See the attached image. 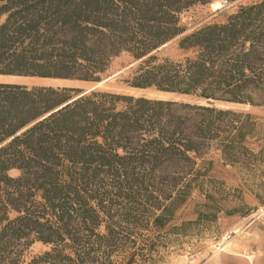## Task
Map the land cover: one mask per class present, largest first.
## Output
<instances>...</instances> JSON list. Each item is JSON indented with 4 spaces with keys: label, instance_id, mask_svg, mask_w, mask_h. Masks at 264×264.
Wrapping results in <instances>:
<instances>
[{
    "label": "trees",
    "instance_id": "obj_1",
    "mask_svg": "<svg viewBox=\"0 0 264 264\" xmlns=\"http://www.w3.org/2000/svg\"><path fill=\"white\" fill-rule=\"evenodd\" d=\"M217 1L233 12L160 56L183 13ZM0 2V76L101 83L127 53L128 87L193 101L0 82V264L35 244L28 264H159L189 194L224 185L207 156L257 159L263 118L226 105L264 108V0Z\"/></svg>",
    "mask_w": 264,
    "mask_h": 264
},
{
    "label": "rangeland",
    "instance_id": "obj_2",
    "mask_svg": "<svg viewBox=\"0 0 264 264\" xmlns=\"http://www.w3.org/2000/svg\"><path fill=\"white\" fill-rule=\"evenodd\" d=\"M3 4L0 2V7ZM211 5L197 6L181 15V25L187 29V32L161 49V57L176 60L182 58L184 54L177 49V43L184 36L207 24L223 22L226 15L234 10V5L222 4L223 10L218 12L221 8L213 9ZM5 19L6 15H3L0 22ZM134 66V59L129 54L122 53L112 61L101 85L82 82L43 85V80L27 85L93 89L161 99L152 95L156 92L153 90H139L143 93L132 94L133 89L128 87L125 81L129 79ZM11 81L0 79V82ZM170 99L192 101L187 97L166 98V100ZM216 105L225 107L221 104ZM226 107L261 117L263 118L261 123H264V108L240 105H226ZM258 133L264 135V127H261ZM247 147L257 156L250 167L224 166L223 161L220 160V153L217 152L207 156V160L216 162L217 180L224 185L203 192L195 190L189 194L186 203L177 212L170 226L181 228L183 223H191L186 227L188 233L185 236L175 232L168 237V247L162 251L163 259L159 264H264V163L262 162L264 160L259 156L264 148V138L260 142L257 139L248 140ZM18 175L16 171L10 173L12 177ZM46 251V247L35 244L25 253V264Z\"/></svg>",
    "mask_w": 264,
    "mask_h": 264
},
{
    "label": "water",
    "instance_id": "obj_3",
    "mask_svg": "<svg viewBox=\"0 0 264 264\" xmlns=\"http://www.w3.org/2000/svg\"><path fill=\"white\" fill-rule=\"evenodd\" d=\"M222 4H225L226 2H221ZM1 78H5L6 80H12L11 82L21 83V84H35L36 82L43 80L42 78H31V77H19V76H0ZM163 93L159 92H153L152 95L159 96ZM166 97L176 98L180 99V96L174 95V94H163Z\"/></svg>",
    "mask_w": 264,
    "mask_h": 264
},
{
    "label": "bare ground",
    "instance_id": "obj_4",
    "mask_svg": "<svg viewBox=\"0 0 264 264\" xmlns=\"http://www.w3.org/2000/svg\"><path fill=\"white\" fill-rule=\"evenodd\" d=\"M211 7L213 8V9H219V8H221L222 7V3H220V2H215L214 4H212L211 5ZM43 85H52V84H54V83H56V85L57 84H69V83H72V82H70V81H62V80H51V79H43ZM53 81H55V82H53ZM105 82V81H104ZM103 82V83H104ZM102 83H99L98 85H101ZM74 85V84H73ZM133 93L132 94H134V92L136 93V94H138V93H143V92H141V91H139V90H131ZM145 93V92H144ZM135 94V95H136ZM143 95V94H142ZM159 98H161V99H166L167 97L165 96V95H163V94H161V95H159Z\"/></svg>",
    "mask_w": 264,
    "mask_h": 264
}]
</instances>
